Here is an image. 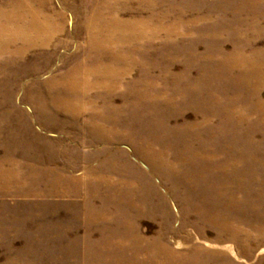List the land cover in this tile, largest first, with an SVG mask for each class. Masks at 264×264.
I'll use <instances>...</instances> for the list:
<instances>
[{
    "label": "rangeland",
    "instance_id": "1",
    "mask_svg": "<svg viewBox=\"0 0 264 264\" xmlns=\"http://www.w3.org/2000/svg\"><path fill=\"white\" fill-rule=\"evenodd\" d=\"M17 1L30 12L46 11L58 27L48 44L29 48L20 64L0 72V264H166L165 255L153 254L161 245L177 264H264V0H156L153 12L148 0L125 4L124 18L174 10L168 22L182 31L152 48L153 75L166 93L151 99L145 116L152 121L143 123L156 127L157 141L141 147L99 140L88 130L91 112L50 105L55 92L35 93L84 58L83 25L96 0ZM10 4L0 0V8ZM142 68L135 64L134 80ZM255 80L259 94L250 87ZM124 101L118 94L117 106ZM232 111L251 121L232 116L228 123ZM129 114L133 124L141 121L135 109L119 111ZM200 128L214 145L234 141L243 152L236 159L246 162L234 159L233 171L211 174L216 160L209 158L205 173L188 172L214 182L198 193L185 182L180 141L198 147L191 133ZM158 145L168 171L152 167ZM128 162L137 168L124 170ZM92 171L114 178L97 182ZM135 235L145 237L143 246Z\"/></svg>",
    "mask_w": 264,
    "mask_h": 264
},
{
    "label": "bare ground",
    "instance_id": "2",
    "mask_svg": "<svg viewBox=\"0 0 264 264\" xmlns=\"http://www.w3.org/2000/svg\"><path fill=\"white\" fill-rule=\"evenodd\" d=\"M157 1L165 2L166 0ZM157 1L148 0L147 10L153 12V5ZM127 2L129 0L93 1V7H91L90 14L86 16L83 25V32L86 37L84 58L81 61L77 60L57 80L44 81L39 87L35 88V93L39 94L46 91L50 94L55 92L57 94V101L55 100L52 104L49 102L50 105L73 111L76 114L86 111L91 112L92 116L88 124V130H90L91 134L97 136L99 140H107L112 143L129 140L140 147L144 143L151 146L152 142L149 139L157 141L156 127L143 125L144 122L149 123L152 121V119L146 118V109L149 108L152 98H157V94L166 93L164 88L157 87L158 78L153 75V72L156 70V62H154L155 59H151L153 56L152 48L156 45L157 41L179 37L182 31L179 27H177V30H174L171 27L172 22H168L169 17L172 15H169V13H173L174 10H169L165 14L153 13L149 18H124L121 14L127 11L125 6ZM8 8H0L1 73L20 64L21 57L29 48L48 44L58 27L55 17L48 15L44 10L41 12H30L29 8L31 6H28L25 2L20 3L17 0H11L10 7ZM146 40L150 42V47L144 49L138 45V43ZM163 58H167V55ZM222 58L227 57L224 56ZM223 61L228 62L229 60ZM135 64L143 66L144 69L142 68V72L134 80ZM163 73L167 75L166 71ZM17 81L19 82V80ZM259 83L260 81L255 80L250 85V87L256 88L255 94H259V89H257L261 85ZM30 93L34 94L33 91ZM118 94L125 97L124 103L120 106H117L115 103ZM96 103L100 104L99 107ZM133 109L140 112L139 118L141 121L136 124H133L132 115L129 114L128 117L125 115L123 118L119 115V111L125 113ZM226 115L228 123L232 122V116L233 118L239 116V121H251V118L247 117L246 114H236L235 111H232V114L227 112ZM193 123L194 127L197 124L199 127H202V123H198V121H193ZM152 124L154 125V123ZM191 137L198 143V147H192V150V139L191 142H186L185 139H182L180 141L182 144L180 153L184 158H182L183 161L181 163L185 169L184 171L187 173L186 175H188L185 178V182L193 184L199 193L202 188L201 185L205 184L204 186H206L208 183H214L213 180L210 178V175L206 178L203 175L198 180L195 175L188 174V172L193 173L197 169L198 172L205 173V170L210 169V164H212V160L209 158L216 160V162L213 161L215 164H213L214 167L211 169V174H217L218 172L225 173L231 169L233 171L236 167L233 165H236V162L239 163L236 156L243 154V152L231 140L214 145L215 140H213L212 136H209L211 141H208L207 132L204 128L194 129ZM158 147L156 146L153 149V153L157 157L151 158L149 156L152 167L159 172L168 171L166 167L170 168V165L163 159L164 149L159 147L163 149L160 150ZM135 148L136 151L139 150L138 146H135ZM209 148L212 150L208 152L207 149ZM129 151L132 152V148ZM150 151L152 152V150ZM124 156L125 152H122V157ZM179 159L181 158L178 157L177 160ZM245 162L246 157L240 160L239 165ZM152 167L148 166V169L151 173H155ZM107 168L108 171H113L110 160L108 161ZM136 168L137 166L128 162L124 170L131 171ZM213 170H218V172H214ZM92 175L94 181L97 182L114 178V175L97 176L93 171ZM189 177L191 181L188 180ZM117 179L123 183L128 182L122 181L119 178ZM222 179L225 182L229 180V178ZM144 181L149 183L148 178H145ZM128 183L133 185V182ZM126 202L130 204L129 200ZM115 214L120 216L122 221H128L127 217L120 210L116 209ZM234 229L236 231L242 230V228ZM125 235L128 236V233ZM135 239L142 246L146 240L141 235H135ZM155 253L165 255L166 259L164 263L166 264L178 263V260L172 261L171 254L163 245L153 247V254ZM138 257L139 251L133 256L132 260L137 261ZM192 260L188 259L186 264H201L196 259ZM147 264H150V262H147Z\"/></svg>",
    "mask_w": 264,
    "mask_h": 264
}]
</instances>
